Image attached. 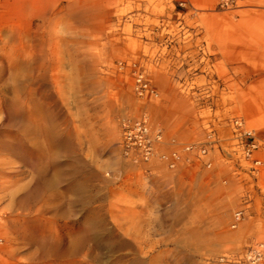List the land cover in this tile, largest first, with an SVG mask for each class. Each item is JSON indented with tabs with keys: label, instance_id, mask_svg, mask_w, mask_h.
Returning a JSON list of instances; mask_svg holds the SVG:
<instances>
[{
	"label": "rangeland",
	"instance_id": "obj_1",
	"mask_svg": "<svg viewBox=\"0 0 264 264\" xmlns=\"http://www.w3.org/2000/svg\"><path fill=\"white\" fill-rule=\"evenodd\" d=\"M144 114L212 165L131 162ZM0 264H264V0H0Z\"/></svg>",
	"mask_w": 264,
	"mask_h": 264
},
{
	"label": "built area",
	"instance_id": "obj_2",
	"mask_svg": "<svg viewBox=\"0 0 264 264\" xmlns=\"http://www.w3.org/2000/svg\"><path fill=\"white\" fill-rule=\"evenodd\" d=\"M136 90L142 96L150 98L158 97L159 93L146 77V75H136ZM242 126L241 120L235 123ZM120 144L125 156L136 165L149 167L153 163L160 162L171 170H191L198 163L211 166L212 162L207 160L209 148L207 145L196 142H180L176 137H169L165 129L159 124H153L147 115L138 117H124L120 119ZM253 140L246 141L242 138L239 147L242 155L251 159L255 165H261L263 159L256 156L260 150V144L252 132H247ZM244 209L235 212L233 225L236 226L243 218Z\"/></svg>",
	"mask_w": 264,
	"mask_h": 264
}]
</instances>
